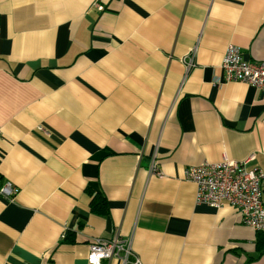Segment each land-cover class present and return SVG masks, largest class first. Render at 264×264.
I'll return each mask as SVG.
<instances>
[{"label": "crops", "instance_id": "0c3cea01", "mask_svg": "<svg viewBox=\"0 0 264 264\" xmlns=\"http://www.w3.org/2000/svg\"><path fill=\"white\" fill-rule=\"evenodd\" d=\"M229 44L264 59V0H0V264H121L87 258L116 228L143 264H264L184 178L225 155L264 169V95L225 78Z\"/></svg>", "mask_w": 264, "mask_h": 264}, {"label": "built area", "instance_id": "2783aa9c", "mask_svg": "<svg viewBox=\"0 0 264 264\" xmlns=\"http://www.w3.org/2000/svg\"><path fill=\"white\" fill-rule=\"evenodd\" d=\"M103 8V4L98 5ZM184 59L187 68L195 64L194 51ZM227 80H238L257 86L264 95V59L250 60L243 57L241 49L229 44L221 64ZM2 128L0 126V139ZM248 159H235L225 155L220 160H204L184 169V178L196 184V201L216 208L229 203L239 212L241 221L254 228L264 230V169L248 166ZM1 163V157H0ZM150 173L163 175V170L154 155L150 162ZM18 186L11 180L0 183V193L14 196ZM87 258L91 263H100L104 258H118L121 264H143L133 248L132 236H124L116 228L111 236H95L89 242Z\"/></svg>", "mask_w": 264, "mask_h": 264}, {"label": "trees", "instance_id": "16d2710c", "mask_svg": "<svg viewBox=\"0 0 264 264\" xmlns=\"http://www.w3.org/2000/svg\"><path fill=\"white\" fill-rule=\"evenodd\" d=\"M88 192L91 193V195H93V198L91 200V209L92 211H94L95 213L98 214H106L109 212V202L108 199L105 195L103 194H99V193H95L93 192L91 189L87 188ZM68 235H71L73 237H71V240H74L75 237V232L74 231H67ZM69 238V237H67ZM256 249L259 251V255L264 253V230H258L257 231V236H256Z\"/></svg>", "mask_w": 264, "mask_h": 264}]
</instances>
